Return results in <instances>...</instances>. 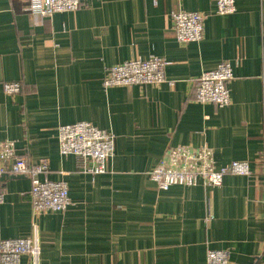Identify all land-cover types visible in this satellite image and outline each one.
<instances>
[{
	"label": "crops",
	"instance_id": "0c3cea01",
	"mask_svg": "<svg viewBox=\"0 0 264 264\" xmlns=\"http://www.w3.org/2000/svg\"><path fill=\"white\" fill-rule=\"evenodd\" d=\"M215 1L93 0L42 18L27 0H0V141L49 162L45 178L70 196L64 213L36 214L30 181L4 177L0 241L35 236L38 264H206L209 250L264 264V0L223 16ZM183 11L204 15L201 42L173 36L170 14ZM151 56L167 63L164 84L102 88L105 68ZM222 62L229 105L198 104V78ZM11 81L20 92L7 96ZM82 121L113 136L104 174L59 153V126ZM176 147H207L217 167L247 161L250 175L159 191L149 174Z\"/></svg>",
	"mask_w": 264,
	"mask_h": 264
},
{
	"label": "built area",
	"instance_id": "2783aa9c",
	"mask_svg": "<svg viewBox=\"0 0 264 264\" xmlns=\"http://www.w3.org/2000/svg\"><path fill=\"white\" fill-rule=\"evenodd\" d=\"M93 0H27V11L31 15L51 17L64 12H76ZM236 10V0H216L215 15H232ZM173 36L179 44L199 43L203 38L204 15L193 12H173ZM167 63L151 56L146 60L133 59L104 69L102 88L161 85L166 82ZM262 78H264V67ZM233 78L230 63L222 62L214 70L203 72L195 85V101L198 104H212L221 109L230 103L227 87ZM3 93L17 95L20 84L15 81L3 84ZM57 142L61 156L72 155L81 161L84 173L92 176L104 174L107 164L114 155L113 136L87 122L64 124L58 128ZM49 162L45 159L28 164L17 156L13 142L0 141V206L4 203L2 179L6 176L25 177L30 181L32 210L36 214L44 212L64 213L70 206L68 187L64 182L45 178ZM247 161L230 162L222 167L215 165L212 153L205 147L198 151L188 147L171 148L162 162L157 165L149 177L159 191H167L171 186L185 188L201 185L220 187L226 176H249ZM41 176H44L41 179ZM264 191V182H263ZM212 214L207 215V220ZM41 250L38 239L15 238L0 241V264H18L22 256L30 257L32 264H38ZM206 264H229L228 252L209 250Z\"/></svg>",
	"mask_w": 264,
	"mask_h": 264
}]
</instances>
